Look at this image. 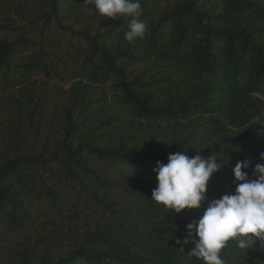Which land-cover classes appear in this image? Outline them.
I'll return each instance as SVG.
<instances>
[{
    "label": "trees",
    "instance_id": "1",
    "mask_svg": "<svg viewBox=\"0 0 264 264\" xmlns=\"http://www.w3.org/2000/svg\"><path fill=\"white\" fill-rule=\"evenodd\" d=\"M140 4L129 43L87 0H0V264H203L185 226L264 163V0ZM176 152L224 165L165 213L153 168ZM236 245L225 264H264Z\"/></svg>",
    "mask_w": 264,
    "mask_h": 264
},
{
    "label": "clouds",
    "instance_id": "2",
    "mask_svg": "<svg viewBox=\"0 0 264 264\" xmlns=\"http://www.w3.org/2000/svg\"><path fill=\"white\" fill-rule=\"evenodd\" d=\"M87 3L94 5L102 18H131L129 30L124 33L127 42L145 37L148 26L139 19L140 0H87ZM260 159L264 161V153ZM249 163L247 159L237 161L232 167L234 193L209 201L203 215L185 226L186 235L178 243L194 245L188 252L190 259L194 257L203 264H225L220 252L230 240H236L241 250L264 249V163L254 165L255 178L245 171ZM223 165L214 155L205 159L200 153L191 157L183 152L169 154L167 163L156 161L153 168L157 185L151 199L162 205L165 213L199 208L212 174Z\"/></svg>",
    "mask_w": 264,
    "mask_h": 264
},
{
    "label": "rangeland",
    "instance_id": "3",
    "mask_svg": "<svg viewBox=\"0 0 264 264\" xmlns=\"http://www.w3.org/2000/svg\"><path fill=\"white\" fill-rule=\"evenodd\" d=\"M40 2L41 0H31V3H36ZM70 86V84H66L65 86H63L65 89H68ZM19 237V234L15 233V232H8L6 235L3 236V241L2 243L5 244L6 246L9 244H12L13 242H15L17 240V238Z\"/></svg>",
    "mask_w": 264,
    "mask_h": 264
}]
</instances>
